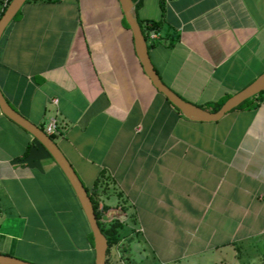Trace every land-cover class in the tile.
I'll list each match as a JSON object with an SVG mask.
<instances>
[{
    "label": "crops",
    "instance_id": "1",
    "mask_svg": "<svg viewBox=\"0 0 264 264\" xmlns=\"http://www.w3.org/2000/svg\"><path fill=\"white\" fill-rule=\"evenodd\" d=\"M134 2L138 21H162L150 58L186 101L211 106L264 73V0ZM125 19L119 0L26 2L0 39L6 100L43 130L57 119L86 188L99 180L96 201L144 249L173 250L153 251L161 263L262 247L264 97L218 121L187 118L154 86ZM90 232L57 162L0 108V254L94 264Z\"/></svg>",
    "mask_w": 264,
    "mask_h": 264
},
{
    "label": "water",
    "instance_id": "2",
    "mask_svg": "<svg viewBox=\"0 0 264 264\" xmlns=\"http://www.w3.org/2000/svg\"><path fill=\"white\" fill-rule=\"evenodd\" d=\"M125 15V18L132 29L136 51L144 67V70L152 80L154 86L159 92L164 94L166 98L173 103L184 116L194 121L213 122L218 121L228 112L234 110L246 100L264 91V73L253 81L251 84L232 95L217 111H209L183 99L174 90L167 86L160 78L157 70L152 63L149 54V46L147 38L140 26L138 17L136 15L134 0H119ZM27 0H11L4 14L0 18V39L4 34L6 28L22 9ZM0 108L4 114L30 132L51 154L59 167L62 169L70 184L72 185L79 202L84 210L86 218L91 228L94 237V244L96 250V259L94 264H106L108 239L102 231L91 196L79 177L78 173L62 152L55 140L45 132L41 127L34 124L23 116L20 112L14 109L6 100L4 94L0 89ZM0 264H35L20 258L0 254Z\"/></svg>",
    "mask_w": 264,
    "mask_h": 264
},
{
    "label": "rangeland",
    "instance_id": "3",
    "mask_svg": "<svg viewBox=\"0 0 264 264\" xmlns=\"http://www.w3.org/2000/svg\"><path fill=\"white\" fill-rule=\"evenodd\" d=\"M2 1L0 0V7L2 6ZM20 15V13H19ZM18 15V16H19ZM95 198V197H94ZM103 201V200H102ZM98 205L101 209L102 221L106 227H110L115 225L119 230L123 237V241L119 245H115L111 248L110 253L107 255V263L106 264H163L154 256L163 260H167L166 256L168 252H172L173 250H153L156 251L155 254L150 249H144L141 245L140 239L133 234L126 233L127 230L122 226L123 223L119 216H114L112 212H108L106 210V205L101 200L98 199ZM129 241V251H123V245ZM248 247V248H247ZM182 252V250H179ZM239 252L238 254L235 252ZM231 252V257H229L225 263L222 264H264V243H262V247L254 248L245 246L243 249H237ZM177 250L174 251L176 253ZM189 261V262H188ZM169 264V263H168ZM171 264H221L219 262H214L213 258H210L207 255H201L197 257H193L190 259H186V262L181 261L180 263H171Z\"/></svg>",
    "mask_w": 264,
    "mask_h": 264
},
{
    "label": "trees",
    "instance_id": "4",
    "mask_svg": "<svg viewBox=\"0 0 264 264\" xmlns=\"http://www.w3.org/2000/svg\"><path fill=\"white\" fill-rule=\"evenodd\" d=\"M29 1H31V0H27V2H29ZM48 1L52 2V1H60V0H48ZM134 1H137V0H134ZM10 2H11V0H3L2 1V3H1L2 6L0 7V18L4 14V12L7 9V7H8ZM160 4H161L162 9L164 10L165 0H160ZM20 12H21V10L17 13V15L11 21V23L18 17ZM125 22L129 26V24H128L126 19H125ZM139 22L141 24V28H142V30H143V32H144V34H145L147 39H148V36H149V33H150V29L151 30H159L161 25H162V21L161 20H159V21H149L148 23L146 22V24H144V22H142L141 20H139ZM263 97H264V91H262L259 94L253 96L252 98L246 100L241 105L236 107L235 110L247 109V108H256L262 102ZM228 98H226V99H224L223 101H220V102H215L211 106L203 107V108H205L206 110L212 111V112L217 111L225 103V101ZM171 104L182 114V112L173 103H171ZM51 137L54 140L56 138L55 135H51ZM98 183H99V180H96V183H95V185L93 187V190L92 191H90L89 189H87V190H88V192H89V194L91 196V199L93 201L94 209H95V212H96V216L98 218L99 225H100L102 231L104 232V234L106 235V237L108 239V250H107V255H108L110 253V251H111V248L113 246L119 245L123 241V237H122V235L120 233V230L115 225H112L110 227H106L104 225L103 221H102V211L99 209L98 202L96 201V199L94 198V195H93V193H95V190H97ZM90 234H91V237L93 239L94 237H93L92 232H90ZM122 248H123L124 252H128L129 251V241H128V243L126 242L123 245ZM106 263H107V259H106Z\"/></svg>",
    "mask_w": 264,
    "mask_h": 264
},
{
    "label": "built area",
    "instance_id": "5",
    "mask_svg": "<svg viewBox=\"0 0 264 264\" xmlns=\"http://www.w3.org/2000/svg\"><path fill=\"white\" fill-rule=\"evenodd\" d=\"M150 35H151L152 39H155L158 37V34L155 32V30H152ZM56 101L57 100H54V102H56ZM57 131H58V121L56 118H51L49 123L47 124V126L45 128V132L51 136V135L56 134Z\"/></svg>",
    "mask_w": 264,
    "mask_h": 264
}]
</instances>
